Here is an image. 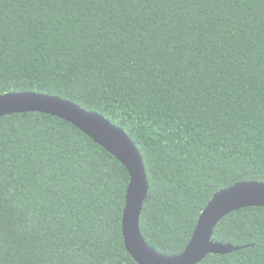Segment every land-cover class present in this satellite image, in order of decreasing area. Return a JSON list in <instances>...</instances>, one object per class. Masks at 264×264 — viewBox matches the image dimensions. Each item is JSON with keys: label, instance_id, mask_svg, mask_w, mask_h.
<instances>
[{"label": "trees", "instance_id": "1", "mask_svg": "<svg viewBox=\"0 0 264 264\" xmlns=\"http://www.w3.org/2000/svg\"><path fill=\"white\" fill-rule=\"evenodd\" d=\"M68 99L141 153L145 240L179 254L213 195L264 181V0H0V94ZM126 167L74 124L0 116V264H138ZM196 264H264V206L224 215Z\"/></svg>", "mask_w": 264, "mask_h": 264}, {"label": "water", "instance_id": "2", "mask_svg": "<svg viewBox=\"0 0 264 264\" xmlns=\"http://www.w3.org/2000/svg\"><path fill=\"white\" fill-rule=\"evenodd\" d=\"M40 111L74 124L126 167L129 184L122 214V235L127 252L138 264H196L208 253L238 249L230 243L213 241L217 222L229 212L246 206H264V181L247 180L217 191L201 211L192 236L179 254L165 255L154 249L140 230V214L148 192V179L140 151L120 127L103 115L86 110L56 95L34 92L0 94V116Z\"/></svg>", "mask_w": 264, "mask_h": 264}]
</instances>
